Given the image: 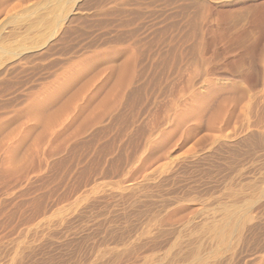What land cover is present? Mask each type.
<instances>
[{"label": "rangeland", "instance_id": "1", "mask_svg": "<svg viewBox=\"0 0 264 264\" xmlns=\"http://www.w3.org/2000/svg\"><path fill=\"white\" fill-rule=\"evenodd\" d=\"M0 264H264V0H0Z\"/></svg>", "mask_w": 264, "mask_h": 264}, {"label": "bare ground", "instance_id": "2", "mask_svg": "<svg viewBox=\"0 0 264 264\" xmlns=\"http://www.w3.org/2000/svg\"><path fill=\"white\" fill-rule=\"evenodd\" d=\"M234 215V214H233ZM246 221V220H245ZM18 254V253H17ZM18 263V262H17Z\"/></svg>", "mask_w": 264, "mask_h": 264}]
</instances>
